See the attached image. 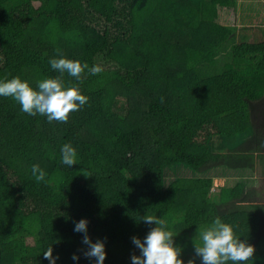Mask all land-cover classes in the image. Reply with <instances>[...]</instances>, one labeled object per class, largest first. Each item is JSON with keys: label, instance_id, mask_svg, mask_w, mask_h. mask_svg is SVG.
Masks as SVG:
<instances>
[{"label": "trees", "instance_id": "1", "mask_svg": "<svg viewBox=\"0 0 264 264\" xmlns=\"http://www.w3.org/2000/svg\"><path fill=\"white\" fill-rule=\"evenodd\" d=\"M237 5L0 0V81L18 76L36 89L60 77L89 98L67 123H49L0 97V264H49L50 247L56 264H96L73 231L81 219L104 242V264H131L132 237L156 226L145 215L174 233L184 264H201L193 239L217 216L255 248L248 264H264V214L238 176L264 151V41L235 45L226 61L222 18ZM56 49L104 70L85 69L82 82L61 76L48 63ZM65 143L77 151L70 168L60 163Z\"/></svg>", "mask_w": 264, "mask_h": 264}, {"label": "clouds", "instance_id": "2", "mask_svg": "<svg viewBox=\"0 0 264 264\" xmlns=\"http://www.w3.org/2000/svg\"><path fill=\"white\" fill-rule=\"evenodd\" d=\"M56 56L50 58L48 63L51 69L63 76L65 73L77 82H82L85 69L90 75H98L104 69L100 65L91 68L80 61L65 58L59 49ZM0 97H10L21 106V111L29 116H44L49 123L53 121L67 123L74 111H79L88 103L89 98L80 94L76 85L65 86L60 77L45 78L37 82L33 89L28 82L20 77L0 81ZM61 165L70 168L76 165L77 151L71 143H65L60 149ZM32 175L37 182L45 181L46 173L38 166L31 168ZM88 176L87 174H84ZM142 221L148 225L155 224L147 233L143 241L132 237V243L139 249L140 255L131 256V264H184L180 259L182 249L174 246V233L166 230L165 222L157 217L145 215ZM74 232L82 233V244L87 246L83 255L88 259H95L96 264H104L106 259L105 244L101 240L92 242L88 235V221L81 219L74 224ZM195 256L200 258L201 264H248L255 254V248L248 242L241 241L234 233L233 227L216 217L211 224L198 227L193 239ZM49 264H56L59 257L53 256L52 247L43 253ZM74 261L78 260L73 255ZM187 264H195L188 260Z\"/></svg>", "mask_w": 264, "mask_h": 264}, {"label": "rangeland", "instance_id": "3", "mask_svg": "<svg viewBox=\"0 0 264 264\" xmlns=\"http://www.w3.org/2000/svg\"><path fill=\"white\" fill-rule=\"evenodd\" d=\"M224 10V21L231 28L232 36L226 43V61L230 60V50L243 42L264 41V0H238L236 11ZM225 184V179H215L214 188Z\"/></svg>", "mask_w": 264, "mask_h": 264}, {"label": "crops", "instance_id": "4", "mask_svg": "<svg viewBox=\"0 0 264 264\" xmlns=\"http://www.w3.org/2000/svg\"><path fill=\"white\" fill-rule=\"evenodd\" d=\"M254 169L247 172L239 171L238 176L241 184L250 194L248 199L251 206L258 207L261 214H264V151L255 152ZM247 186V187H246Z\"/></svg>", "mask_w": 264, "mask_h": 264}]
</instances>
